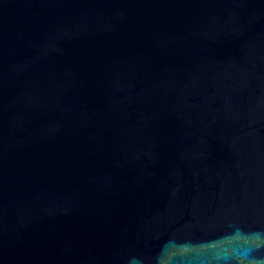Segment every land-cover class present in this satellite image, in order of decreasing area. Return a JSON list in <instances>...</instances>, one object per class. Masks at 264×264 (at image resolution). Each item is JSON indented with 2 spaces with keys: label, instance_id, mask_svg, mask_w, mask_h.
<instances>
[{
  "label": "water",
  "instance_id": "water-1",
  "mask_svg": "<svg viewBox=\"0 0 264 264\" xmlns=\"http://www.w3.org/2000/svg\"><path fill=\"white\" fill-rule=\"evenodd\" d=\"M0 264H264V0H0Z\"/></svg>",
  "mask_w": 264,
  "mask_h": 264
}]
</instances>
